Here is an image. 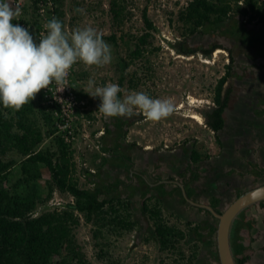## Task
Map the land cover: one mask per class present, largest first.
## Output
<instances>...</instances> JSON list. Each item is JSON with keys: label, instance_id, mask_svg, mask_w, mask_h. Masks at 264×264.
Instances as JSON below:
<instances>
[{"label": "rangeland", "instance_id": "374dc122", "mask_svg": "<svg viewBox=\"0 0 264 264\" xmlns=\"http://www.w3.org/2000/svg\"><path fill=\"white\" fill-rule=\"evenodd\" d=\"M127 1L129 17L119 25L113 22L110 0H65L64 20L68 31L91 25L103 36H109L112 33L120 36L124 32L135 34L143 31L145 24L142 12L144 8H147L149 18L157 27V31L154 32V44L160 46V49L150 57L153 76L143 81L139 88L134 90H128L126 86L119 85L122 89L121 98L132 91H144L153 98L171 99L175 103L176 111L172 116L158 122L149 121L142 114L134 115L130 119L120 117L125 121L123 126L125 133H123L117 129L115 118H107L99 112V98H92L85 92L89 79L94 80L96 86L107 83L118 84L116 53L125 55L128 47L131 46L128 36L119 40L117 48L111 44L113 59L110 64L97 67L86 66L82 62L76 63L75 73L73 72L71 77L72 86L76 91L83 90L87 94L85 100H90L89 107L84 111L86 113L87 110L88 112L91 110L94 116L90 122L81 123V120L75 119L73 123L74 138L71 141V148L74 150V159L78 164L79 185L93 187L123 180L127 184L119 189L118 195L125 199L130 197L131 205L127 207V211L129 210L132 219L137 221L130 231L117 232V230L105 229L104 237L98 239L101 245L96 246L97 239L92 236L93 223L87 222L81 215L79 224L74 228L76 246L86 254L92 264H216L212 258V245L206 229H203L205 236L198 241L191 229L194 223L189 224L188 221H198L202 225L206 222L217 225L218 218L198 209L190 199L206 204L210 202V193L216 197L224 195L219 203V209L223 211L240 191L264 183V110H262L264 108V63L261 54L264 48L259 47L257 56L254 49L247 50L246 43L240 42L241 31L238 32L239 39L228 32V29L236 24L243 25L253 34H260L261 31L264 32V26L258 24L253 27L244 22L239 14H235L217 29L206 27L204 31L184 38L177 28L176 18L177 12L189 0ZM76 7L84 8L85 13H75L73 10ZM182 40H184L182 45L186 49L205 48L218 43L222 47L217 49L222 50L216 52L217 49H215L210 56L204 55L198 49L193 53H183L176 47ZM253 52L258 57V62L257 60L252 62L245 57L249 53L253 55ZM231 54L234 57L232 76L225 83V88L231 87L233 91L229 105L224 111V128L219 131L222 140V148L219 152L213 131L206 123V114L214 106L213 85L223 75L224 66L230 62ZM80 73H86L85 77L83 78L82 75L79 79ZM39 93L35 99L31 100L36 105L39 102ZM192 113L200 114L202 122L190 117ZM6 114L15 115L14 109L12 113ZM30 117L36 119L43 130L47 127L37 112L30 114ZM106 124L111 132L100 133ZM14 130L18 131L16 127ZM61 132L55 131L56 134ZM51 137L46 135L40 148L50 147L54 150L55 145L51 142L53 139ZM116 137L119 138L122 150L131 160L127 161L130 165L129 170L115 160L100 167L103 151L106 156H109V153L101 150L98 140L104 144L114 145ZM131 143L134 144L131 145ZM194 144L201 153L208 152L210 156H213L208 160L203 155L202 161L194 165L193 170L198 166L201 175L190 185L195 188L193 198H186L180 186L177 187L171 178H176L182 183L183 177L181 178L180 173L186 172L187 176L190 175V172L186 170L192 163L190 156ZM214 156L216 157L213 158ZM2 158L7 160L15 158L20 161L21 155L16 150H10ZM205 160L208 161L205 162ZM211 160L214 162L212 169L210 168ZM83 167L95 172V175L89 177L91 180L83 176ZM42 171L43 178L40 184L46 189L50 173L47 168H43ZM142 179H146V183ZM162 180H165V189L168 191V194L160 201L163 216L169 224H175L187 232V239L191 245L200 246L195 258L190 255L191 248L183 241L181 243L184 254L179 253L178 250L162 251L160 241L153 231V221L140 211L144 191L148 189L147 183L153 187L156 183L163 182ZM150 194H157L154 187L146 196ZM73 202L74 197L70 193H62L55 189L49 200L37 206L33 215L54 208H64ZM125 209L123 208L122 212H125ZM246 215L258 220L255 230H243L245 244H248L250 236L255 237L253 251L249 250L251 257L247 264H264L262 249L264 229L260 227L264 223V208L255 204L246 209ZM101 248L103 255L99 256L98 252Z\"/></svg>", "mask_w": 264, "mask_h": 264}, {"label": "trees", "instance_id": "16d2710c", "mask_svg": "<svg viewBox=\"0 0 264 264\" xmlns=\"http://www.w3.org/2000/svg\"><path fill=\"white\" fill-rule=\"evenodd\" d=\"M55 2L56 17L64 26L65 0H55ZM127 6V0H110L113 22L120 25L129 17L130 11ZM235 14H239L247 23H264V0H189L177 12V28L180 34L187 38L197 32L204 31L206 27L217 29ZM33 16L35 17L34 14ZM142 17L145 26L141 32L135 34L124 32L120 36L117 33H112L109 36H103V39L110 45L112 44L114 48L119 46V40H123L127 36L131 41V46L128 47L125 55L116 53L118 57L116 68L119 72L117 82L120 86H126L128 90L139 88L143 81L153 76L150 57L160 49V46L154 44V32L157 31V27L149 18L147 8L143 9ZM14 21H12L13 24ZM29 25V31L35 38L36 32L39 31L38 18L32 17L29 20ZM240 31L241 39L247 46L264 43V35L253 34L251 31L250 34L243 25L235 24L228 29V32L237 38ZM249 36L251 37L248 38ZM183 43L184 40L178 42L176 47L179 51L193 53L198 49L207 56H210L216 48L222 47L215 43L205 48L186 49L182 45ZM233 62L234 58L231 54L230 62L224 66L223 75L213 85L212 101L214 106L206 114V123L213 131L219 152L222 148L219 131L224 128V111L229 105L231 95L230 88L224 89V87L228 78L232 76ZM133 66L134 68H132ZM82 75L84 78L86 73H80L79 79L82 78ZM76 93L81 98L87 99V94L83 90L76 91ZM118 95L121 97L122 91ZM89 101L88 99L87 104ZM56 107H58L57 104L45 101L42 90L39 93L37 105L30 101L19 111L14 110L15 115L8 116L6 113H12V108H5L0 103V264H92L86 254L76 246L74 228L79 224L81 215L87 222L93 223L92 236L97 239L96 246L101 245L98 239L104 237L105 229L107 231L117 230V232L130 231L137 224V221L132 219L130 211H127V207L131 205L130 197L125 199L118 195L119 189L127 184L123 180L93 187L79 185L78 164L74 159L71 141L64 138L63 132L55 133L57 127L54 126V122L57 116L54 109ZM34 112L41 115L44 125L47 126L44 130L36 119L30 117V114H34ZM80 113L79 110L76 111V116H80ZM84 116L90 117L89 121L94 118L91 110L89 112L87 110ZM112 118L116 119L117 129L125 133L123 131L125 121L120 117ZM14 127L18 131H15ZM104 128L107 133L111 132L107 124ZM46 135L52 136L51 142L55 145L54 150L50 147L40 148ZM116 138L113 142L114 145L104 144L98 140L101 150L109 153V156H106L104 151L101 152L100 167L115 160L129 170L128 162L131 160L122 150L119 138ZM133 144L131 143V145ZM195 148L194 144L190 156L192 163L186 170L190 172V175L187 176L186 172L181 173L184 189L188 196H191L195 189L189 185L199 179L201 175L198 166L193 170L195 163L202 160L203 155L206 158L210 157L208 152L201 153ZM10 150H16L21 155V160L3 159L2 157ZM43 168H47L50 173L46 189L40 184L43 178ZM82 170L83 176L88 179L95 175V172L87 167H83ZM142 180L146 183L145 179ZM147 184L148 189L144 191L140 211L153 221V231L160 241L162 251L178 250L179 253H183L181 243L183 241L191 248L192 258L197 257L196 253L200 246L198 244L191 245L187 239V232L175 224H169L163 216L160 201L163 196L168 194L164 181L156 183L153 187L157 194L149 196L146 195L153 187L149 183ZM176 186L179 187V185ZM55 189L62 193H70L74 197V202L64 208L46 210L34 216L33 212L37 206L49 200ZM242 192L240 191V193ZM111 193L116 194L110 195ZM219 203L220 198L213 196L210 205L217 209ZM259 204L264 206V200ZM123 208H126L125 212H122ZM200 209L210 213L205 208L200 207ZM217 211L219 210L217 209ZM245 211L240 213L232 228L231 242L237 264H247L251 257L250 248L242 241L240 234L242 228L251 229L254 226V221L246 218ZM188 223H194L191 229L196 234L197 240L203 239L205 236L203 229H206L212 245V258L216 264H219L216 248L217 225L210 222L202 225L198 221H188ZM101 251H103L102 248L98 252L99 256L103 255Z\"/></svg>", "mask_w": 264, "mask_h": 264}, {"label": "clouds", "instance_id": "9594fccd", "mask_svg": "<svg viewBox=\"0 0 264 264\" xmlns=\"http://www.w3.org/2000/svg\"><path fill=\"white\" fill-rule=\"evenodd\" d=\"M73 11L85 13L82 7ZM21 16L19 5L13 7L10 0H0V103L3 107L19 111L53 83L57 92H62L72 66L78 62L97 67L112 62V46L91 25L69 32L66 23L63 26L53 16L44 24L46 34H41L37 42L28 28L12 23ZM121 91L117 83L96 86L92 79L85 89L92 98H99L98 110L107 118L130 119L142 114L147 120L158 122L176 111L175 103L169 98H153L144 91H132L121 98L118 95ZM179 184L184 187L183 182Z\"/></svg>", "mask_w": 264, "mask_h": 264}, {"label": "built area", "instance_id": "2783aa9c", "mask_svg": "<svg viewBox=\"0 0 264 264\" xmlns=\"http://www.w3.org/2000/svg\"><path fill=\"white\" fill-rule=\"evenodd\" d=\"M13 7L19 5L22 11V16L19 20H15L14 24H20L21 26L30 29L29 20L38 18L39 31L36 32L37 42L41 34H46L44 24L47 23L53 16L56 15V2L55 0H10ZM35 15V17L33 16ZM75 65L72 66L66 88L62 92H57V86L55 83L51 84L48 89H42L45 101L50 104H57L54 110L57 116L54 126L58 131L63 132V136L67 141H72L73 135V123L76 119L81 120V123L88 122L89 119L84 116V109L88 108L87 100L78 96L71 83V76ZM81 112L80 116H76V111ZM83 120V122H82ZM90 122V121H89ZM67 129V130H66ZM103 132V131H101Z\"/></svg>", "mask_w": 264, "mask_h": 264}, {"label": "water", "instance_id": "95a60500", "mask_svg": "<svg viewBox=\"0 0 264 264\" xmlns=\"http://www.w3.org/2000/svg\"><path fill=\"white\" fill-rule=\"evenodd\" d=\"M183 194L188 198L183 185ZM264 200V183L249 189L238 195L223 211H217L210 204L196 203V206L208 209L212 215L218 218L216 226V248L219 264H237L232 249V228L240 213L251 205ZM194 202V201H193Z\"/></svg>", "mask_w": 264, "mask_h": 264}, {"label": "crops", "instance_id": "0c3cea01", "mask_svg": "<svg viewBox=\"0 0 264 264\" xmlns=\"http://www.w3.org/2000/svg\"><path fill=\"white\" fill-rule=\"evenodd\" d=\"M248 24H250L251 26H256V25H258V24H255V23H248ZM260 24H262L263 26H264V23H259V25ZM246 28V27H245ZM247 29V28H246ZM248 31H250L249 29H247ZM259 35H264V32L263 31H261V33L259 34ZM239 39V38H238ZM240 42L242 43V40H240ZM246 45V44H245ZM247 46V45H246ZM256 47V48H255ZM259 47H262V48H264V43H258V44H256V46L255 45H249V46H247L246 48H247V50L248 49H254L255 51V53L257 54V56H258V50H259ZM264 50V49H263ZM253 52V55H252V53H249V54H246V56L245 57H247V59H250L252 62L253 61H255V60H257V62H258V57L255 55V53ZM262 54V59H263V63H264V52L263 53H261ZM234 58V57H233ZM255 65V64H254ZM230 78V77H229ZM228 78V79H229ZM228 81V80H227ZM227 88H230V93H232V91H233V88H231V87H227ZM227 88H225L224 87V89H227ZM231 96V95H230ZM226 110V109H225ZM262 110H264V108L262 109ZM103 132H100V133H105V128L103 127V130H102ZM99 137V136H98ZM182 173V172H181ZM181 173H180V176H181ZM181 178H182V176H181ZM183 180V179H182ZM165 181V180H164ZM168 181V180H167ZM171 181H173V182H175V184L177 183L178 185H180V188H181V190L183 189L182 187H181V184H179L180 182L176 179V178H171ZM191 185V184H190ZM189 185V186H190ZM191 187V186H190ZM182 192H183V190H182ZM185 192H186V190H185ZM194 192H195V190L193 191V194H194ZM187 194V193H186ZM193 194L191 195V196H188V198L190 197V198H193L192 196H193ZM212 199V198H211ZM211 199H210V201H211ZM190 201H191V203H193L194 205H196V203L195 202H197V203H199L196 199L195 200H192V199H190ZM194 201V202H193ZM203 204V203H202ZM206 204H209V203H206ZM258 205L259 206H261L262 208H264V206L263 205H260L259 203H258ZM198 209H200V207H198V206H196ZM216 209V208H215ZM219 211H221L220 209H219V204H218V208H217ZM216 209V210H217ZM201 210V209H200ZM203 211V210H202ZM205 212V211H204ZM210 212V211H209ZM206 213V212H205ZM211 213V212H210ZM206 214H208V213H206ZM210 215V214H209ZM210 216H213L212 214L210 215ZM246 218H249V219H251V220H253L254 221V226L251 228V229H247V228H242L241 229V232H240V234L242 235V241L245 243V241H244V238H245V234L243 233V230H255V227L257 226L256 225V223H258L257 221V219L255 218V217H251V216H247L246 215ZM262 229H264V223H262V225L260 226ZM255 241V237H253V236H250V239H249V242H248V244H246V246H248L252 251H253V242ZM264 247V246H263ZM263 247H262V249H263ZM264 250V249H263Z\"/></svg>", "mask_w": 264, "mask_h": 264}, {"label": "flooded vegetation", "instance_id": "af4514ba", "mask_svg": "<svg viewBox=\"0 0 264 264\" xmlns=\"http://www.w3.org/2000/svg\"><path fill=\"white\" fill-rule=\"evenodd\" d=\"M212 156H213V155H212ZM212 156L207 157V158H205V159L210 160ZM215 157H216V156H214L213 158H215ZM208 160H205V162L208 161ZM200 161H202V160H200ZM200 161H198V162H200ZM211 161H212V160H211ZM198 162H197V163H198ZM197 163H195V164H197ZM211 166L214 168V162H213V161L210 163V168L212 169ZM145 181H146V179H145ZM255 187H256V186H255ZM252 188H254V187H252ZM252 188H250V189H252ZM247 190H249V189H247ZM247 190H245V191H247ZM245 191H243V192H245ZM243 192H242V193H243ZM239 193H240V192H239ZM222 194H223V193H222ZM240 194H241V193H240ZM240 194H239V195H240ZM210 196H211V198L213 197V195H212L211 193H210ZM223 196H224V195H220L219 198H220L221 200H223V198H224ZM237 196H238V195H236V197H237ZM221 200H220V201H221ZM260 202H261V201H260ZM260 202H259V203H260ZM209 204H210V202H209ZM257 204H258V203H257ZM254 205H255V204H254ZM252 206H253V205H251L250 207H252ZM248 208H249V207H248ZM205 209H206V208H205ZM207 210H208V209H207ZM209 214L211 215L212 213H209ZM212 217H215V216L213 215Z\"/></svg>", "mask_w": 264, "mask_h": 264}, {"label": "bare ground", "instance_id": "6f19581e", "mask_svg": "<svg viewBox=\"0 0 264 264\" xmlns=\"http://www.w3.org/2000/svg\"><path fill=\"white\" fill-rule=\"evenodd\" d=\"M222 49H217L216 52H221ZM190 117H192L193 119H196L197 121L202 122V117L200 116V114L198 113H192L189 115ZM184 195V194H183Z\"/></svg>", "mask_w": 264, "mask_h": 264}]
</instances>
